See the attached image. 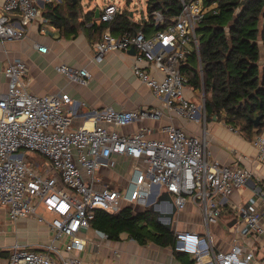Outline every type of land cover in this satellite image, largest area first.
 I'll return each instance as SVG.
<instances>
[{
	"label": "built area",
	"instance_id": "1",
	"mask_svg": "<svg viewBox=\"0 0 264 264\" xmlns=\"http://www.w3.org/2000/svg\"><path fill=\"white\" fill-rule=\"evenodd\" d=\"M47 1L55 0H4L0 38H22V23L42 17L40 3ZM215 7L216 2L206 5L203 0H181L180 11L168 22L161 11L153 10L151 35L139 29L116 36L106 27L95 43L93 59L99 62L110 51L128 52L133 46V73L171 115L204 125V93L199 103L186 94L187 89L192 94L193 91L182 68L188 55L195 52L202 74L196 29ZM99 10L96 21L109 23L120 7L114 0H107ZM13 11L21 12L24 18L18 20L7 14ZM143 20H149L148 13L140 22ZM37 49L45 52L47 47L37 45ZM55 69L71 83L86 86L92 78L85 66L60 62ZM27 70L21 58L9 60L4 68L7 87L0 91V205L12 221H17L37 216L36 206L42 203L55 215L49 223L53 235L41 250L13 244L5 264H81L79 252L86 246L95 210L117 213L125 204L149 205L156 189L157 195L162 191L170 194L176 211L187 203L201 211L202 232H174V249L191 255L193 264H264L261 188L235 207V223L230 226L235 236L229 247L219 249L214 245L211 226L219 222L223 205L234 191L246 185L252 171L213 158L205 126L201 134H193L168 122L161 126L162 137H153L154 129L149 125L120 132V128L135 121L158 119L161 111L111 106L95 110L89 124L73 126L76 101L64 91H29ZM252 143L259 157L264 158V133H256ZM34 154L44 159L35 161ZM113 155L133 159L130 175L120 186L106 185L97 175L102 167L114 165ZM94 232L100 238L108 237L97 228Z\"/></svg>",
	"mask_w": 264,
	"mask_h": 264
},
{
	"label": "crops",
	"instance_id": "2",
	"mask_svg": "<svg viewBox=\"0 0 264 264\" xmlns=\"http://www.w3.org/2000/svg\"><path fill=\"white\" fill-rule=\"evenodd\" d=\"M3 1L0 0V11ZM60 1L55 0V2ZM40 6L42 17L22 23L25 28L22 38L15 40L0 38V91L6 90L7 87L4 68L8 61L21 58L28 68L25 78L28 81L29 91L38 94L64 91L76 101L73 126H80L84 122L89 124L90 116L94 114V111L107 106L114 109L149 107L161 111L158 119L135 121L120 128V132L129 133L142 125H149L154 129L153 137H162L161 126L168 122L182 126L193 134H201L205 126L213 158L222 163H237L252 171V176L246 185L234 191L229 201L223 205L219 222L211 226L215 247L227 249L231 239L235 236L233 228L230 227V223L235 220V207L254 194L257 188L264 191V158L259 157L258 149L252 140L231 130L229 125L219 120L216 115L208 118L204 125L201 122L188 121L183 117L171 115L163 106L162 101L156 98L151 89L133 73L132 53L122 50L110 51L101 61H95L93 59L94 46L105 28L95 31L92 25L94 23L99 25L96 21L95 9L97 7L100 9L103 5H92L88 2L79 13V21L82 25L74 33L72 32L73 27H60L54 23L53 18H46L43 14L44 3H40ZM91 10L94 14L88 17L86 14ZM122 10L125 9L120 8V12ZM62 12H65L64 6ZM128 15L132 20L140 22V19L133 18L130 11ZM12 16L14 19H22L19 11H13ZM152 33L153 30L146 32L147 35ZM37 45L47 47L46 51H39ZM259 49V64L262 67L264 48L261 41H259ZM60 62L73 67H87L92 73L89 84L85 86L69 82L55 69ZM186 94L190 97L193 95L188 89ZM100 124L105 123L100 122ZM261 133H264V127ZM39 156L40 158H36L34 154V160L44 159L41 155ZM112 159L114 165L102 167L97 171V175L106 185L120 186L130 175L133 159L123 155H113ZM157 191L156 189L151 203H154L161 211L168 210V203L160 198L161 193L157 195ZM128 205L125 204L122 208ZM131 206L139 207L133 204ZM36 214L43 220L40 221L37 216L32 215L12 221L6 208L0 205V264L6 263L10 248L15 243L39 250L44 244L50 243L53 234L49 223L55 215L42 203L37 204ZM95 229L91 225L86 246L79 252L81 264H193L191 255L175 253L170 246H162L154 242L142 244L128 237L126 233H122L119 239L100 238L95 234ZM170 229L174 232L182 229L202 232L203 219L200 209L187 203L184 209L174 214Z\"/></svg>",
	"mask_w": 264,
	"mask_h": 264
},
{
	"label": "trees",
	"instance_id": "3",
	"mask_svg": "<svg viewBox=\"0 0 264 264\" xmlns=\"http://www.w3.org/2000/svg\"><path fill=\"white\" fill-rule=\"evenodd\" d=\"M203 2L206 5L216 2V7L205 14L196 29L202 74L195 52L188 55L182 71L187 74V84L193 92L202 89L205 93L206 119L216 115L252 140L264 127V117L257 127L252 123V118L264 113V65L259 64V41L264 48V0ZM44 7V16L53 18L60 27H73L74 33L82 25L80 0L47 1ZM180 7L181 0H147L149 20L136 22L125 9L109 23H94L92 28L101 31L109 26L117 35L132 34L139 29L148 33L154 30L150 23L153 10L161 11L168 22L178 14ZM93 14L91 10L86 15ZM91 225L105 232L108 238L119 239L126 233L139 243L154 242L170 246L175 253H183L174 249V231L160 224L156 214L148 208L137 211L128 205L118 213L97 209Z\"/></svg>",
	"mask_w": 264,
	"mask_h": 264
},
{
	"label": "rangeland",
	"instance_id": "4",
	"mask_svg": "<svg viewBox=\"0 0 264 264\" xmlns=\"http://www.w3.org/2000/svg\"><path fill=\"white\" fill-rule=\"evenodd\" d=\"M114 1L117 5H119L120 8L131 11L133 14V18L135 20L141 19L142 16H144V18L147 16V0H114ZM88 2L91 3L92 5L97 4L99 6H102L105 2H107V0H80L81 9H84V6H86ZM201 94H202V89L198 91L195 90V92H193V95L191 97L192 100L195 101V103H199ZM36 158H40L39 154H36ZM154 200H156V198H154ZM149 205L139 206V207L135 206L134 209L139 211L141 209L148 208Z\"/></svg>",
	"mask_w": 264,
	"mask_h": 264
},
{
	"label": "water",
	"instance_id": "5",
	"mask_svg": "<svg viewBox=\"0 0 264 264\" xmlns=\"http://www.w3.org/2000/svg\"><path fill=\"white\" fill-rule=\"evenodd\" d=\"M74 2L76 0H73ZM100 13L99 8L97 7L95 9V17H98ZM9 16H12L11 13H7ZM21 18L23 19L24 16L23 14H21ZM128 52L130 53H134L135 49L133 46L130 47V49L128 50ZM264 117V113L263 114H259L257 116H255L254 118H252V123L255 127H257L260 123H261V119ZM160 198L163 199L164 201H166L168 203V210L166 211H161L159 208H157V206L154 203H151L148 207V209L152 212H154L156 214V220L164 225L166 228L170 229L171 226V222L173 219L174 214L176 213V207L175 204L173 202L172 197L170 196V194L167 191H162ZM235 220L232 221V223ZM232 223H230V225H232Z\"/></svg>",
	"mask_w": 264,
	"mask_h": 264
}]
</instances>
